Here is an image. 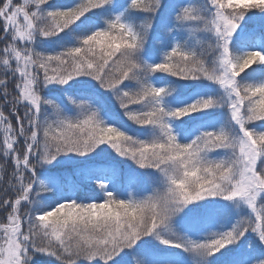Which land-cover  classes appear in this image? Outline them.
I'll return each instance as SVG.
<instances>
[{
	"label": "snow or ice",
	"instance_id": "6c2138e0",
	"mask_svg": "<svg viewBox=\"0 0 264 264\" xmlns=\"http://www.w3.org/2000/svg\"><path fill=\"white\" fill-rule=\"evenodd\" d=\"M0 264H264V0H0Z\"/></svg>",
	"mask_w": 264,
	"mask_h": 264
}]
</instances>
